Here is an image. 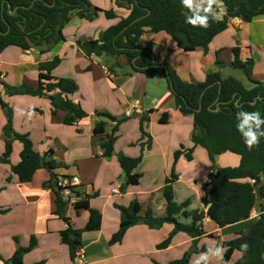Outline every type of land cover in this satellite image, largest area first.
Here are the masks:
<instances>
[{"label": "crops", "instance_id": "1", "mask_svg": "<svg viewBox=\"0 0 264 264\" xmlns=\"http://www.w3.org/2000/svg\"><path fill=\"white\" fill-rule=\"evenodd\" d=\"M89 1L93 8L102 12H98L92 21L73 15L63 31L65 41L52 49L42 51L32 48L23 51L12 47L0 55V82L10 84V87L26 86L31 89H37L39 83L36 77L34 84H30L27 78L29 68L38 74L41 62L59 57L62 62L54 75L76 83L77 90L70 97L86 113V118L76 125H65L67 114L58 111L53 115L48 99L9 92L5 105L0 107L4 112V122L0 125V156L6 148L8 138L3 129L9 122L11 112L15 132L28 135L37 152L46 154L48 160L57 163L59 168L55 174L59 179L77 176L81 181L77 190L81 192L82 198L98 193L89 202L91 209L101 212L102 227L98 231L83 233L80 252L85 255L84 264H169L181 259L190 250L193 240L180 233L174 237L170 247L160 250L158 246L169 237L173 226L165 224L161 229L153 230L140 222L128 230L121 244L110 245L109 241L121 223V213L115 206L128 207L137 201L142 206V216L150 208L155 217H165L167 202L164 190L166 179L170 177L174 166V154L179 150L193 149L192 161H188L183 154L177 163L179 179L174 184V196L178 204L190 201L187 211H198L203 195L206 199L211 188L208 185L209 175L219 168L216 167V161L223 155L217 156L212 163L208 152L194 145L193 117L180 114L175 106L174 95L163 90L161 82L156 84V91L151 90V79L140 73H131L126 56L115 59L106 57V60L96 56L85 57L78 47L79 40L100 39L108 28L127 18L130 13L126 8L117 7L116 0ZM110 10L116 15L113 19H108L104 14V11ZM140 43L152 49L163 62L171 64L183 81L193 84L204 82L210 71L220 72L223 78L233 77L227 72L233 69L232 64L236 58L234 49L239 48V59L242 62L254 61L252 78L264 83V18L252 23L232 21L229 29L210 44L207 54L202 49L192 53L184 52L165 32L146 33ZM218 61L221 66L217 65ZM116 64L126 71L117 73ZM99 111L114 117L130 118L119 127L115 155L110 159L102 157V145L107 142L106 135H111L116 123L97 115ZM143 113L150 118L145 128L152 138L150 148L148 138L142 139L140 132V117ZM101 122L105 123L106 135L96 136L94 128ZM18 143L13 144L9 164L0 161V264L10 260L19 248L28 247L33 237L37 245L24 256V264H75L68 246L61 241V233L68 225L55 214L54 190L45 186L52 179L51 173L43 174L40 180H35L36 175H39L36 173L29 183L20 182L12 173L11 168L20 162L23 149L22 144ZM142 143L145 144L143 151ZM142 153V163L134 171L142 175L140 183L129 186L126 193L122 194L120 188L125 177L118 155L136 158ZM199 159L205 163L202 179H199L200 173L196 166ZM204 186H207L205 192ZM73 205L70 204L67 209V218L73 229H84L90 212L84 209L76 211ZM207 211L208 207H205L204 212ZM255 213L257 220V210ZM252 219L220 229L205 218L203 226L206 235L198 241V245L217 240L207 237L211 234L217 238L231 229L235 233L246 232L256 222H250ZM179 220L186 224L192 222L191 218L185 219L182 216H179ZM222 243L216 242L213 247ZM207 248L203 246L202 249L205 251ZM199 253L191 257V264ZM239 257L236 252L232 261L225 264H234Z\"/></svg>", "mask_w": 264, "mask_h": 264}, {"label": "trees", "instance_id": "2", "mask_svg": "<svg viewBox=\"0 0 264 264\" xmlns=\"http://www.w3.org/2000/svg\"><path fill=\"white\" fill-rule=\"evenodd\" d=\"M224 3L227 6L226 14L219 21L210 20V26L203 29L193 28L185 23L183 13L187 10L182 7L181 0H116L117 7L129 10V16L108 28L100 39L77 42L80 51L87 58L105 56L115 59L126 56L131 73L143 74L148 79H154L162 74L167 80L168 89L174 95L176 109L182 116L193 117L194 145L204 148L212 163L217 156L226 153L240 157L238 167L218 168L215 173H210L208 185L211 188L204 202L208 211L203 213L187 211L190 201L182 204L175 201L174 184L179 179L177 163L183 154L188 161H192L193 149L175 152L172 173L166 179L164 190L167 202L166 216L155 217L150 208L142 216V206L137 201H133L128 207L116 205L115 207L121 213V223L118 231L112 235L110 245L121 244L128 230L140 222H144L153 230H159L165 224H170L173 230L158 249H167L176 235L184 233L193 240V248L181 259L169 264H191V257L204 250L198 249L197 245L198 241L206 235L203 226L205 218L212 221L217 228L224 229L250 219L252 213L257 210L259 217L248 232H236L235 238L222 243L225 249L223 259L230 262L237 252L240 257L234 264H264V183L261 182L264 178V137H261L258 147L248 150L236 129V114L241 110L259 111L261 116H264V83L252 78L254 61L242 62L239 59V48L234 49L236 58L232 68L243 70L250 87H246L234 77L223 78L220 72L211 71L204 82L193 84L183 81L171 64L163 62L152 49L140 43L142 36L146 33L165 32L184 52L192 53L202 49L207 54L210 44L218 35L229 29L234 19L252 23L264 18V0H224ZM15 10V14L12 15L11 13ZM98 12L102 10L93 8L89 0H0V55L12 47L23 51H29L32 48H39L42 51L50 50L65 41L63 31L73 15L92 21L98 16ZM104 14L108 19L116 17L112 10L104 11ZM144 16L145 18L131 25L136 19ZM61 62V59L56 57L38 65L39 86L37 89L26 86H5L13 94H27L48 99L52 105L53 115H56L58 111L65 112L67 116L64 124L73 126L86 118V113L70 97L77 90L76 83L71 79L54 75ZM217 65L221 66V62L218 61ZM116 67L120 68L117 64ZM4 105L0 97V107ZM200 108H202L201 111H199ZM97 115L116 123L111 135H106L104 122L97 124L94 128V135H106L107 142L102 145V157L110 159L115 155L116 134L119 127L130 118L128 116L118 119L107 112H97ZM149 122V116L143 113L140 117V132L142 139L148 138L147 144L150 148L152 138L145 131ZM4 133L8 139L1 159L2 163L9 164L14 140L19 141L23 146L20 162L11 168L20 182H31L37 171L43 168L51 173L52 179L45 186L54 190L55 214L68 225L67 229L61 233V241L68 246L70 257L74 261L82 249L83 233L98 231L102 227L101 212L91 209L89 202L92 197H97L98 193L82 198L81 192L77 190L78 187L74 189V193L80 198L73 205L74 208L76 211L89 210L90 215L84 229H73L66 215L70 203L63 198L61 190L57 187L59 180L55 174V170L59 168L57 163L54 160H48L46 154L37 152L28 135L15 132L11 112ZM144 148L145 144L142 143V151ZM142 160L143 153L136 158L118 155V162L125 177L120 188L122 194L126 193L129 186L140 183L142 175L135 174L134 171ZM244 179L250 181H244ZM252 181L255 183L252 184ZM179 216L185 219L191 218L192 222L183 223L179 220ZM207 237L214 236L211 234ZM243 244L248 245L246 251L241 248ZM36 245L37 240L33 237L28 247L19 248L10 260L4 261L5 264H24V256Z\"/></svg>", "mask_w": 264, "mask_h": 264}, {"label": "clouds", "instance_id": "3", "mask_svg": "<svg viewBox=\"0 0 264 264\" xmlns=\"http://www.w3.org/2000/svg\"><path fill=\"white\" fill-rule=\"evenodd\" d=\"M181 5L187 10L183 13L185 23L193 28L207 29L210 26V20L219 21L227 12L224 0H181ZM236 119V129L248 150L258 147L261 137H264V116H261L259 111L241 110L237 112ZM241 248L246 251L248 245L243 244ZM224 252L222 245L209 247L199 253L192 264H210L213 259L222 261Z\"/></svg>", "mask_w": 264, "mask_h": 264}, {"label": "rangeland", "instance_id": "4", "mask_svg": "<svg viewBox=\"0 0 264 264\" xmlns=\"http://www.w3.org/2000/svg\"><path fill=\"white\" fill-rule=\"evenodd\" d=\"M102 59L103 60H106V57H102ZM115 70L117 71V73H119V74H122L123 72H125L126 70H122L121 68H118V67H115ZM129 70V69H128ZM34 70H32V69H30L29 68V71L27 72L28 74H27V78L29 79V82H30V84H34V81H36V77H37V74H35V72H33ZM227 73H229V75H231V76H233V77H235L236 79H238V80H240V81H242V83L245 85V86H249L250 85V83L248 82V79H247V77H246V75H245V73L243 72V70H240V69H232V70H230V71H228ZM150 80V79H149ZM153 79H151L150 80V84H153L150 88H151V90H155L156 91V84H158L159 82H161V88H163V90H166L167 91V93H169V94H171V92L168 90V87H167V80H166V78L162 75V74H159L157 77H156V79L154 80V81H152ZM7 85H10V84H7ZM11 85H14V84H11ZM9 92H10V90L8 89V87H6L3 83H1L0 82V97H1V99H2V101L3 102H5V99H7L8 98V96L10 95L9 94ZM18 95H20V96H22V95H25V94H18ZM17 108H18V106H17ZM100 113H102V112H104V111H99ZM4 112H3V110H1L0 109V125H1V123L2 122H4L3 120H4ZM120 116H117L116 118H118V119H121V118H123L124 116H121V118H119ZM125 123V122H124ZM124 123H122V124H124ZM6 126H7V124H6ZM5 126V127H6ZM4 130V129H3ZM14 140V139H13ZM18 143V141H13V144L14 143ZM19 144V143H18ZM6 149V148H5ZM13 149H14V147H13ZM58 149V148H57ZM13 152V151H12ZM4 153H5V151H4ZM3 153V154H4ZM3 154L0 156V161H1V159H2V157H3ZM237 159V160H236ZM239 164H240V157L238 156V155H236V154H230V153H227V154H223V157H219L218 159H217V161H216V167H219V168H223V167H238L239 166ZM196 166H198V169H199V179H202L203 178V173H204V170L205 169H203L204 167H205V163L203 162V160H201V159H199V160H197V162H196ZM69 170V169H68ZM39 172H41V173H39ZM48 170L47 169H41V170H39L38 172H37V174H39V175H36L37 177H35V178H37V179H35V180H40L41 178H42V176H43V174H48ZM214 172V171H213ZM210 180V179H209ZM244 181H250L249 179H244ZM262 183H264L263 181H261ZM206 187L207 186H204V192L206 191ZM205 196L203 195V197H202V199H201V205H200V207L198 208V211H200V212H203L204 213V211H205V207H206V205H205ZM256 213H255V211L252 213V216L251 217H253V219H252V221H250V222H254L255 220H256V215H255ZM215 225V224H214ZM247 226L249 225V224H246ZM250 229V228H249ZM249 229H246L245 231L246 232H248L249 231ZM233 233H235V230L234 229H231V230H229V231H227V232H224V233H222V235L221 236H219V237H217L216 238V236L215 237H213L212 239H217V240H209V242H206L205 241V243H203V244H200V245H197V248L198 249H202L203 248V246H206V247H213V245L216 243V242H218V243H222L223 241H225V240H229V239H231V238H235L236 237V234L234 235ZM214 236V235H213ZM219 240V241H218ZM202 247V248H201ZM191 248H193V244H192V246H191ZM190 248V249H191ZM225 262L226 261H224V260H222V261H216L215 259H213L212 260V264H225Z\"/></svg>", "mask_w": 264, "mask_h": 264}, {"label": "built area", "instance_id": "5", "mask_svg": "<svg viewBox=\"0 0 264 264\" xmlns=\"http://www.w3.org/2000/svg\"><path fill=\"white\" fill-rule=\"evenodd\" d=\"M234 20L238 21L239 19H234ZM251 183L254 184L255 181H252ZM79 185H81L80 179L77 176H73L69 178L59 179L57 187L61 190L63 194V198L65 200H67L70 204H75L79 200V197H77L76 194L74 193V189H76ZM74 262L75 264H84L85 263L84 253L79 252Z\"/></svg>", "mask_w": 264, "mask_h": 264}, {"label": "water", "instance_id": "6", "mask_svg": "<svg viewBox=\"0 0 264 264\" xmlns=\"http://www.w3.org/2000/svg\"><path fill=\"white\" fill-rule=\"evenodd\" d=\"M15 12H16V10L15 11H13L11 14L12 15H14L15 14ZM143 18H145V16L144 17H141V18H138V19H136L134 22H132V24L131 25H134V24H136L137 22H139L140 20H142ZM202 110V108H200L199 109V111H201ZM263 258H264V255H263Z\"/></svg>", "mask_w": 264, "mask_h": 264}]
</instances>
